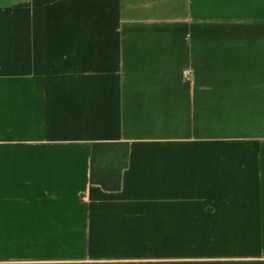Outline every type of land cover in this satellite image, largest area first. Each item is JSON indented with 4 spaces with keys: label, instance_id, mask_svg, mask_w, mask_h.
Listing matches in <instances>:
<instances>
[{
    "label": "crops",
    "instance_id": "obj_1",
    "mask_svg": "<svg viewBox=\"0 0 264 264\" xmlns=\"http://www.w3.org/2000/svg\"><path fill=\"white\" fill-rule=\"evenodd\" d=\"M0 264H264V0H0Z\"/></svg>",
    "mask_w": 264,
    "mask_h": 264
},
{
    "label": "trees",
    "instance_id": "obj_2",
    "mask_svg": "<svg viewBox=\"0 0 264 264\" xmlns=\"http://www.w3.org/2000/svg\"><path fill=\"white\" fill-rule=\"evenodd\" d=\"M128 152V142H94L91 148V183L107 191L119 190L122 172L128 164Z\"/></svg>",
    "mask_w": 264,
    "mask_h": 264
},
{
    "label": "built area",
    "instance_id": "obj_3",
    "mask_svg": "<svg viewBox=\"0 0 264 264\" xmlns=\"http://www.w3.org/2000/svg\"><path fill=\"white\" fill-rule=\"evenodd\" d=\"M191 76V72L188 69L183 70V77L185 80H189Z\"/></svg>",
    "mask_w": 264,
    "mask_h": 264
}]
</instances>
